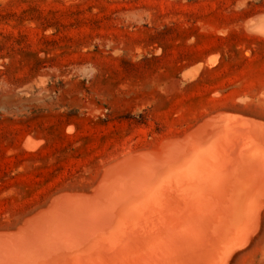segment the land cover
Here are the masks:
<instances>
[{"label": "rangeland", "instance_id": "rangeland-1", "mask_svg": "<svg viewBox=\"0 0 264 264\" xmlns=\"http://www.w3.org/2000/svg\"><path fill=\"white\" fill-rule=\"evenodd\" d=\"M233 114L264 124V0H0V233Z\"/></svg>", "mask_w": 264, "mask_h": 264}, {"label": "bare ground", "instance_id": "bare-ground-1", "mask_svg": "<svg viewBox=\"0 0 264 264\" xmlns=\"http://www.w3.org/2000/svg\"><path fill=\"white\" fill-rule=\"evenodd\" d=\"M231 115L180 146L117 157L88 193L57 195L0 233V264H230L264 217V124Z\"/></svg>", "mask_w": 264, "mask_h": 264}]
</instances>
